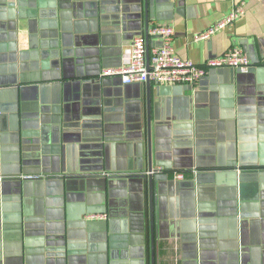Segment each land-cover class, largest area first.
Here are the masks:
<instances>
[{"label":"crops","instance_id":"1","mask_svg":"<svg viewBox=\"0 0 264 264\" xmlns=\"http://www.w3.org/2000/svg\"><path fill=\"white\" fill-rule=\"evenodd\" d=\"M151 3L148 19L144 0L3 4L20 18L0 19V264H151V203L156 264H264V0ZM236 4L242 18L194 39ZM158 25L182 59L238 48L253 66L194 87L101 76L135 37L159 47ZM148 118L168 178L152 188ZM87 214L106 215L92 239Z\"/></svg>","mask_w":264,"mask_h":264},{"label":"built area","instance_id":"2","mask_svg":"<svg viewBox=\"0 0 264 264\" xmlns=\"http://www.w3.org/2000/svg\"><path fill=\"white\" fill-rule=\"evenodd\" d=\"M123 1V0H116ZM244 15V5L236 4L234 8L210 27L207 31L195 35L196 41L208 40L216 33L233 25ZM150 35L160 37L161 45L150 53L147 62V41L144 36L135 37L126 62L118 68L104 69L102 77H119L124 85L134 83L144 84L151 81L162 86H191L198 85L206 78L210 71L218 69H233L241 73H248L253 63L250 58L238 48L227 51L220 57L210 59L199 65L193 61L182 59L173 47L175 31L170 26L158 25L150 29ZM28 178V177H27ZM32 178H38L32 177ZM175 179H184L182 173L175 175ZM3 178H0L2 181ZM88 221L105 220L106 215H87Z\"/></svg>","mask_w":264,"mask_h":264},{"label":"water","instance_id":"3","mask_svg":"<svg viewBox=\"0 0 264 264\" xmlns=\"http://www.w3.org/2000/svg\"><path fill=\"white\" fill-rule=\"evenodd\" d=\"M1 1H3V2H1ZM124 1H126V0H124ZM144 2L146 4V17L148 19V13H147L148 12V6L149 5L151 6L152 3H151V0H144ZM6 3H7V0H0V5H3V4H6ZM0 12L6 13V17L4 16V17L0 18L1 20H5L6 22L15 21V20H17V18H20V14H19V17H17V8H15L13 6L3 5L0 8ZM146 37H147V39H146V41H147V62L149 63V60H150V44H149V41H148L149 40L148 33L146 34ZM1 63L2 62L0 61V65H1ZM228 70L235 71L233 69H218V70L216 69V70H213V71H228ZM236 72L241 73L239 71H236ZM150 83H151V81H147L146 82L147 86H149ZM168 87H170V86H168ZM149 104H150V98L148 100V105ZM147 128H148V139H147V141H148V155H149V166H148L149 172H148L147 176H148L150 187L152 188V183L154 184L155 181L168 180V178H167L166 174L155 175L154 172H153V166H152V162H151L152 138H151V121H150V118H148V127ZM157 153H158L159 156H161V158H162L161 160H164L163 157L165 156L166 151L165 150H162V151L158 150ZM237 174H238V177H237V183H236V191H237V197L239 199L238 183L241 182L242 179H241V173L237 172ZM139 177H143V176H139ZM240 200H241V197H240ZM244 216L247 217L248 214L244 215ZM253 216H257V215H253ZM90 222L91 221L83 219V223H82L83 226H80V228L83 231V233L84 232L86 233V235L84 234L85 235L84 237H86V239H92L91 230L89 229V224H88ZM150 229H151V264H156L155 253H154L155 237H154V231H153L154 230V215H153L152 203H151V206H150Z\"/></svg>","mask_w":264,"mask_h":264}]
</instances>
